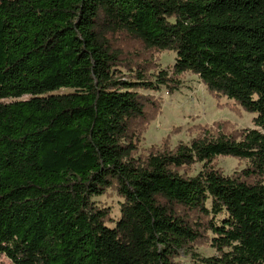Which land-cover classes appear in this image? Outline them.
<instances>
[{"label": "trees", "instance_id": "1", "mask_svg": "<svg viewBox=\"0 0 264 264\" xmlns=\"http://www.w3.org/2000/svg\"><path fill=\"white\" fill-rule=\"evenodd\" d=\"M120 35L136 47L115 49ZM166 51L172 75L149 76L145 58ZM186 73L255 115L254 128L220 123L140 155L160 110L140 91L174 94ZM220 157L248 167L225 176ZM109 190L123 199L116 223L93 201ZM203 240L216 255L194 252ZM183 254L264 264V0H0V255L179 264Z\"/></svg>", "mask_w": 264, "mask_h": 264}, {"label": "rangeland", "instance_id": "2", "mask_svg": "<svg viewBox=\"0 0 264 264\" xmlns=\"http://www.w3.org/2000/svg\"><path fill=\"white\" fill-rule=\"evenodd\" d=\"M115 49L136 47V44L125 35L112 40ZM137 57V56H136ZM148 65V75L156 76L161 71L172 75L176 64V54L171 51L152 52L145 58ZM125 74L129 72L123 70ZM180 89L169 94L166 88L159 92L140 91L144 96H151L160 105V110L154 120L150 121L140 137L138 149L140 155H146L153 148L165 147L174 150L180 144H189L198 137L201 129L215 127L221 124L227 132L254 128L255 115L238 109L233 101L226 98H214L198 76L186 73L180 76ZM69 91L63 90L62 93ZM217 168L228 177L234 176L248 167V163L234 158L220 157L216 161ZM201 165L192 169L191 175L200 171ZM93 201L101 209H109L110 216L116 223L121 217V199L116 191L109 190L104 196ZM115 224H110L113 228ZM194 252L201 258L216 255L210 240H203L195 246ZM179 264H198L195 256L181 255L176 260ZM0 264H13L5 256L0 255Z\"/></svg>", "mask_w": 264, "mask_h": 264}]
</instances>
